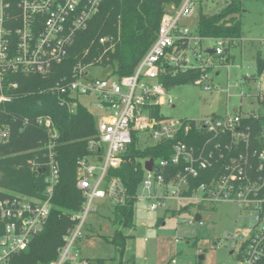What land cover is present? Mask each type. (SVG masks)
<instances>
[{
    "label": "built area",
    "instance_id": "2783aa9c",
    "mask_svg": "<svg viewBox=\"0 0 264 264\" xmlns=\"http://www.w3.org/2000/svg\"><path fill=\"white\" fill-rule=\"evenodd\" d=\"M9 1L17 9V26L5 30L2 25L4 9ZM102 0H0V81L6 69L24 74H47L54 64L67 56L78 31L88 26L89 19L98 10ZM195 12L194 0H182L178 7L166 11L147 51L130 75L91 78L84 66L63 77L54 85L60 105L72 111L81 97L100 110L96 117V138L89 148L97 151L78 161L76 186L84 202L75 216L77 223L64 236V245L58 249L57 258L47 264H90L72 253L71 247L79 236L87 213L94 209L95 199L109 198L114 203L123 201L122 187L116 178L105 180L109 167L119 166L120 153L131 142L133 132H143L153 141L173 140L180 132L187 134L190 122L203 129L208 138L201 145L174 143L170 159L153 160L151 171L145 174L139 185L141 197L148 200V209L156 210L166 204L167 198L190 199L198 205L210 206L220 201L235 203L248 216V233L239 237L238 264H264V125L258 132L243 124L244 118L264 115L259 102L263 93H247L241 89L239 97L255 100L258 110L236 111L223 115L212 114L204 119H169L162 115L164 104L173 105L168 90L160 81L166 71L175 73L187 68L203 69L211 66L210 54L223 59L225 48L235 44L230 38H202L191 30L183 19ZM16 17L12 15V19ZM16 20V18H15ZM210 41L203 45V41ZM104 39L101 38L100 42ZM207 74L194 81L201 85ZM248 77H245V79ZM237 85V83L235 84ZM204 89H210L205 85ZM8 98L0 93V100ZM83 104V103H82ZM86 106V104H84ZM252 105V102L250 103ZM234 110V109H233ZM52 138L57 132L49 117H39ZM7 131H0V140ZM99 162V172L91 162ZM183 167L174 178L164 182L163 175L154 173V166L163 167L167 162ZM32 167L42 171L35 160ZM45 190L43 198L20 193L0 195V264H9L12 255L25 250L31 239L44 227L51 207L53 188L59 181L58 164L51 145L44 153ZM213 167L217 175L201 181L191 188L193 178L201 176L205 169ZM189 190H191L189 192ZM164 192V193H163ZM168 192V194L166 193ZM189 192V193H187ZM138 194V192H137ZM169 264H178L175 258Z\"/></svg>",
    "mask_w": 264,
    "mask_h": 264
},
{
    "label": "trees",
    "instance_id": "16d2710c",
    "mask_svg": "<svg viewBox=\"0 0 264 264\" xmlns=\"http://www.w3.org/2000/svg\"><path fill=\"white\" fill-rule=\"evenodd\" d=\"M181 1L102 0L99 10L89 19L87 28L75 34L66 58L54 64L47 74L5 70L0 81V93L8 99L0 100V131L6 130L7 137L0 140V195L20 193L44 197L46 185L42 165L48 145L55 152L59 170V181L53 188L51 207L43 229L31 239L25 250L11 256L9 264H47L57 258L58 249L64 245V236L77 223L75 216L84 202L76 186L78 161L98 152L97 147L93 150L89 148V142L97 134L96 116L82 103H78L72 111L60 105L54 85L63 77L70 78L74 70L84 66L102 65L114 76L132 74L155 38L162 15L178 7ZM242 1L228 0L221 10L213 14H205L199 7L196 34L209 39L241 38L242 27L238 16L242 12ZM3 9L5 16L9 17L4 19L2 27L13 30L18 22L15 4L9 1ZM15 14L16 20L12 19ZM101 38L103 42H100ZM230 46L225 48L223 56L227 55ZM256 64L257 72H262L264 59L258 56ZM211 68H187L173 74L166 71L161 74L160 81L169 90L183 83H194ZM259 102L264 109V93ZM39 117L51 119L57 132L56 138H52L51 131L39 123ZM242 122L256 133L264 125V115L256 119L244 118ZM190 124L186 135L180 132L173 140H152L143 145L139 143L138 133L133 132L131 142L120 153L119 166L107 169L105 180L116 178L120 182L123 201L118 204L111 201V224L115 229L111 235L103 237L115 246L120 256L130 237L121 228L128 229L134 225V204L145 174L144 162L150 158L154 161L169 160L177 140L193 145L204 143L207 133L195 127L192 121ZM33 160L41 172L32 167L30 161ZM183 164L182 161L177 164L167 162L163 167L154 166L153 171L163 175L164 182H168ZM215 175V168L205 169L201 176L193 178L191 188ZM187 209L188 205H183L182 210ZM86 260L90 264H106L103 258Z\"/></svg>",
    "mask_w": 264,
    "mask_h": 264
},
{
    "label": "rangeland",
    "instance_id": "374dc122",
    "mask_svg": "<svg viewBox=\"0 0 264 264\" xmlns=\"http://www.w3.org/2000/svg\"><path fill=\"white\" fill-rule=\"evenodd\" d=\"M228 0H194L195 12L183 19L191 30L197 22L199 7L205 14L221 10ZM1 14V3H0ZM241 21L242 36L231 44L223 59L208 55L212 68L201 85L183 83L171 87L168 95L173 105L164 104L160 111L169 119H204L212 114L223 115L234 107L242 111L258 110L255 100L239 97V91L264 93V69L257 72L256 60L264 59V1L243 0ZM211 43L203 41V45ZM91 78L113 77L111 71L102 65L86 68ZM245 77H248L245 79ZM237 83V85H235ZM209 85L210 89H204ZM80 101L97 117L100 110L88 103V97ZM252 102V105L250 103ZM139 143H150L148 134L138 132ZM99 172V162L93 161ZM164 193V192H163ZM168 194V192H166ZM138 190L134 204V225L121 228L130 235L122 256L103 236H109L115 229L111 224V200L95 199L94 209L87 213L86 220L75 239L71 251L81 260L103 258L106 264H166L175 258L178 264H238V256L230 253L237 249L239 237L248 233V216L230 201H220L200 207L195 200L167 198L166 204L156 210L148 209V200ZM187 204L188 209L182 210ZM200 219L195 220V215ZM162 219L158 224L157 221ZM202 255L201 260L198 257Z\"/></svg>",
    "mask_w": 264,
    "mask_h": 264
},
{
    "label": "water",
    "instance_id": "95a60500",
    "mask_svg": "<svg viewBox=\"0 0 264 264\" xmlns=\"http://www.w3.org/2000/svg\"><path fill=\"white\" fill-rule=\"evenodd\" d=\"M234 112L236 111V109H234L233 110ZM152 166H153V159L152 158H150V159H148V160H146L145 162H144V168L147 170V171H151L152 170ZM200 219V216L197 214V215H195V220H199ZM231 253V252H230ZM203 258V256L202 255H200L199 257H198V259L199 260H201Z\"/></svg>",
    "mask_w": 264,
    "mask_h": 264
},
{
    "label": "crops",
    "instance_id": "0c3cea01",
    "mask_svg": "<svg viewBox=\"0 0 264 264\" xmlns=\"http://www.w3.org/2000/svg\"><path fill=\"white\" fill-rule=\"evenodd\" d=\"M239 39H240V38H239ZM239 39H237V40H239ZM237 40H236V41H237ZM235 108H236V107H234L233 109H235Z\"/></svg>",
    "mask_w": 264,
    "mask_h": 264
},
{
    "label": "flooded vegetation",
    "instance_id": "af4514ba",
    "mask_svg": "<svg viewBox=\"0 0 264 264\" xmlns=\"http://www.w3.org/2000/svg\"><path fill=\"white\" fill-rule=\"evenodd\" d=\"M230 252L232 253V250Z\"/></svg>",
    "mask_w": 264,
    "mask_h": 264
}]
</instances>
